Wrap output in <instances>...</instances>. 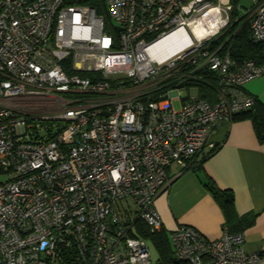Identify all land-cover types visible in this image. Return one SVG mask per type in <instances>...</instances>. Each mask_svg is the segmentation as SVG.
<instances>
[{"label": "built area", "instance_id": "obj_1", "mask_svg": "<svg viewBox=\"0 0 264 264\" xmlns=\"http://www.w3.org/2000/svg\"><path fill=\"white\" fill-rule=\"evenodd\" d=\"M103 2L108 20L85 0H0V264H155L138 223L164 229L168 168L193 167L256 104L245 85L264 54L238 64L224 48L235 32L221 39L233 0ZM249 13L264 44V0ZM245 243L227 225L171 232L189 264H259Z\"/></svg>", "mask_w": 264, "mask_h": 264}, {"label": "crops", "instance_id": "obj_2", "mask_svg": "<svg viewBox=\"0 0 264 264\" xmlns=\"http://www.w3.org/2000/svg\"><path fill=\"white\" fill-rule=\"evenodd\" d=\"M256 1L239 13L249 18ZM245 88L264 104V77L250 80ZM211 141L218 150L201 164L199 157L196 168L195 164L184 169L177 163L168 168L170 184L154 202L164 223L162 231L170 243L171 232L183 225L198 229L207 238L222 235L226 216L205 185L210 177L234 194L238 221L246 233L245 249L261 254L259 264H264V144L258 140L252 119L244 116L219 126Z\"/></svg>", "mask_w": 264, "mask_h": 264}, {"label": "trees", "instance_id": "obj_3", "mask_svg": "<svg viewBox=\"0 0 264 264\" xmlns=\"http://www.w3.org/2000/svg\"><path fill=\"white\" fill-rule=\"evenodd\" d=\"M85 1L86 3L96 7L98 13L100 15H103L105 19L108 20V14L103 0H85ZM239 1L240 0H233L234 3L233 16L237 15L238 13ZM245 19L246 16L241 18L240 21L238 20L236 21L234 19L231 22V26H234L235 24L238 25L239 23H243ZM249 25L250 22H247L243 26L242 30L239 33L235 34L232 40H230V42H228V44L224 47L225 49L230 50L231 56L237 61L238 64H241L248 59H255L257 61H261L264 54V44L254 42L251 39ZM229 31L230 32L225 33L227 36L230 35V33H232L231 32L232 30ZM206 84H208L207 77L202 79V83L199 84L200 86L199 88L201 91L206 92L207 90ZM204 95L207 98H211V94L208 92V90ZM157 98H159V96ZM237 116L250 117L252 119L258 140L261 144H264V104L256 100V104L253 107V109L247 112L237 114L234 117V119ZM218 148L219 146H214L205 156L201 157L199 161L200 164L203 163L205 160H207L209 157H211L218 150ZM196 167H197V162L195 168ZM205 185L208 188V190H210V192L213 194L214 198L222 208L226 216L225 225H227L231 231H243L242 228L244 227L240 225L241 221H238L239 219L235 207L234 194L230 191L218 187L215 181L210 177L205 182ZM253 220H254V216L251 217V222ZM138 229L141 235L154 242L158 250V257L155 259L156 260L155 264H189L187 261L180 260L175 257L172 245L169 241L166 231L152 233L150 232L149 228L145 226L144 223L141 222L138 223Z\"/></svg>", "mask_w": 264, "mask_h": 264}, {"label": "rangeland", "instance_id": "obj_4", "mask_svg": "<svg viewBox=\"0 0 264 264\" xmlns=\"http://www.w3.org/2000/svg\"><path fill=\"white\" fill-rule=\"evenodd\" d=\"M253 2H254V0H240V1H239V6H240L239 9H240V11L243 12L245 9L250 8V7L253 5ZM237 18H238V19H237ZM234 19H235V20L237 19L238 21L241 20V19L238 17V14L235 15V16H233V20H234ZM237 20H236V21H237ZM247 22H250V21L247 20V18H246L245 21H243V23H239L238 25L235 24L234 26H231L230 30L234 31L235 34H237V33H239V32L242 30L243 26H244ZM236 25H237V26H236ZM228 27H229V26H228ZM236 30H237V31H236ZM232 31H231V32H232ZM243 31H244V29H243ZM228 32H230L229 29L227 30L226 33H228ZM234 32H233V33H234ZM225 36H226V34H224V35L221 37V39H225ZM226 38H227V36H226ZM153 84H154V83H153ZM153 86H154V89H155V87H158V86H156V84H154ZM180 92H181V95H182L183 98H184V97H187V96L195 97V96H198V95H199V88L196 87V86L185 87V88L180 89ZM174 104H175V107H176L177 109H179V108L181 107V100L178 99V98H176V99L174 100ZM150 250H151V253H152V255H153V258L156 259L157 256H158V250H157V248H156V246H155V244H154V242H153L152 240H150Z\"/></svg>", "mask_w": 264, "mask_h": 264}, {"label": "bare ground", "instance_id": "obj_5", "mask_svg": "<svg viewBox=\"0 0 264 264\" xmlns=\"http://www.w3.org/2000/svg\"><path fill=\"white\" fill-rule=\"evenodd\" d=\"M201 23H204V22H201ZM202 27H200V26H197L196 27V29H197V31L198 32H201L202 30H199V29H201ZM178 34V33H177ZM177 34H175V35H173L172 37H169V38H167V39H165V40H163L161 43H159L158 45L159 46H162V45H167V44H169V46H170V43L174 40L173 39V37L174 36H177ZM185 35V38H183V39H189L188 38V35H187V33H185L184 34ZM173 46H170V47H168V48H172ZM176 50V49H175ZM167 54V53H166Z\"/></svg>", "mask_w": 264, "mask_h": 264}]
</instances>
